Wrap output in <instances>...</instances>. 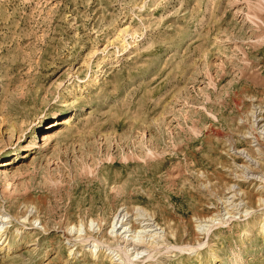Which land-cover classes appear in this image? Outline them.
Listing matches in <instances>:
<instances>
[{
	"label": "rangeland",
	"instance_id": "obj_1",
	"mask_svg": "<svg viewBox=\"0 0 264 264\" xmlns=\"http://www.w3.org/2000/svg\"><path fill=\"white\" fill-rule=\"evenodd\" d=\"M263 82L264 0H0V264H264Z\"/></svg>",
	"mask_w": 264,
	"mask_h": 264
},
{
	"label": "bare ground",
	"instance_id": "obj_2",
	"mask_svg": "<svg viewBox=\"0 0 264 264\" xmlns=\"http://www.w3.org/2000/svg\"><path fill=\"white\" fill-rule=\"evenodd\" d=\"M262 9V8H261ZM262 46V45H261ZM246 57V56H245ZM245 60V59H244ZM249 60V59H248ZM251 61V60H250ZM243 63V62H242ZM252 64H251V66H249L248 65V67L246 66H244V69H239V71H241L240 72V76H241V81H243L244 80V78L246 77V75L247 74H250L251 72L252 73H254V72H256V63H253V62H251ZM245 64V63H244ZM260 65V64H259ZM239 68V67H238ZM236 69V68H235ZM223 71V70H222ZM235 71V70H234ZM251 73V74H252ZM223 74V73H222ZM224 74H226V73H224ZM224 74H223V76H224ZM259 74V73H258ZM237 75V74H236ZM257 76H259V75H257ZM220 77H222L221 75H220ZM225 77V76H224ZM223 77V78H224ZM248 77V76H247ZM240 78V77H239ZM220 79V78H219ZM259 80V79H258ZM251 81V80H250ZM255 82V81H254ZM255 85V84H254ZM257 85V84H256ZM255 85V86H256ZM259 86H261V88L262 89H264V82L263 83H260L259 84ZM228 96V95H227ZM220 101V100H219ZM221 102V101H220ZM225 103V102H224ZM236 105V104H235ZM229 107V106H228ZM255 108V107H254ZM253 108V109H254ZM263 111V110H262ZM263 113V112H262ZM264 114V113H263ZM257 116H259V115H257ZM261 117H263V116H261ZM215 130V129H214ZM54 131V130H53ZM211 131H213V130H211ZM217 131V130H216ZM219 131V130H218ZM214 132V131H213ZM219 133V132H218ZM217 133V134H218ZM223 134V133H222ZM48 135V134H47ZM227 140V139H226ZM228 143V142H227ZM121 146V145H120ZM180 147H182V146H180ZM173 150H175V149H173ZM177 150V149H176ZM151 154H153V153H151ZM156 154V153H155ZM147 155H148V153H147ZM159 155V154H158ZM167 156V155H166ZM154 157V156H153ZM135 158V157H134ZM134 158H131V159H134ZM156 158H157V155H156ZM182 159V158H181ZM187 159V158H186ZM111 160V159H110ZM140 160V159H139ZM154 161V159L152 160V156L150 157V155L149 156H146L145 158H144V164L145 165H148L151 161ZM156 161H158L159 163H161L162 161H163V159L161 160V161H159L160 160V158L158 157L157 159H155ZM131 162H132V160H130ZM126 162V161H125ZM139 163V162H138ZM211 163V162H210ZM137 165H139V164H137ZM187 166V165H186ZM175 168V167H174ZM173 168V169H174ZM181 168V167H180ZM173 169H172V172H173ZM177 170H178V168H177ZM176 171V170H175ZM187 171V170H186ZM168 172H169V170H168ZM86 173V172H85ZM180 173V172H179ZM187 172H185V174H186ZM86 175V174H85ZM170 176V175H169ZM179 177V176H178ZM174 179V178H173ZM171 183V182H170ZM176 183V182H175ZM57 185V184H56ZM59 186V185H58ZM59 189V188H58ZM57 190V189H56ZM58 191V190H57ZM112 191H114V190H112ZM55 197V196H54ZM233 197V196H232ZM59 198V197H58ZM26 215V214H25ZM137 215V214H136ZM28 216V215H27ZM32 218V217H31ZM34 218V217H33ZM1 219H2V217H1ZM32 222V221H31ZM1 223H4L3 221H1L0 222V224ZM37 223V222H36ZM120 224V223H119ZM141 225V224H140ZM115 226H117V224L115 225ZM123 226V225H122ZM147 227H150L149 225L147 226ZM121 228V227H120ZM144 228V227H143ZM1 229H2V227H1ZM0 232H1V230H0ZM4 234H5V232L4 233H2V234H0V242L2 241V239H3V237H4ZM134 235V234H133ZM6 239H7V237H6ZM5 239V240H6ZM5 240L1 243V245H3L4 243H5ZM136 245V244H135Z\"/></svg>",
	"mask_w": 264,
	"mask_h": 264
}]
</instances>
